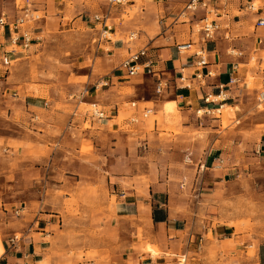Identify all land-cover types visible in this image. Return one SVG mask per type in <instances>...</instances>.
I'll list each match as a JSON object with an SVG mask.
<instances>
[{
	"label": "crops",
	"instance_id": "0c3cea01",
	"mask_svg": "<svg viewBox=\"0 0 264 264\" xmlns=\"http://www.w3.org/2000/svg\"><path fill=\"white\" fill-rule=\"evenodd\" d=\"M17 1L0 0V17L6 15L12 22L16 15L36 12L41 16L30 20L43 31L52 26L95 29L93 16L106 8L98 0ZM188 1L151 0V15L162 18L158 27L150 29L147 20H140L144 28L131 29V44L107 40L109 49L79 69L89 74L76 91L88 92L76 97L71 114L56 109L64 102L55 100L47 113L32 118L35 122L22 117V132L0 136L8 158L18 155L26 160L17 179L21 185L0 183L2 203V197L17 196L16 187L26 193L24 207H12V212H5L6 204L0 207L6 214L0 223V264H177L178 257L188 264H264V244L248 256L253 245L247 240L237 243L231 221L237 213L227 212L223 205L237 197L233 186L241 175L254 171L253 164L260 162L264 172V109H257V95L264 89V26L256 25L264 19V9L250 12L245 0H218L211 17L219 27L212 39L204 40L188 18L200 17L202 11L181 19ZM123 9L115 18L120 34L134 24H126ZM187 42L192 48L203 47L205 70L213 74L200 89L179 83L180 72L190 76L194 71L192 51L177 50ZM0 44L12 62L25 58L22 49L11 51L8 26L0 27ZM143 48L147 52L141 61L151 59L154 73L132 80L135 76H129L121 63ZM252 56L256 64L247 67ZM249 74L257 78L252 88L245 85ZM157 76L168 82L162 94L156 92ZM231 76L238 82L228 86L221 108H233L238 125L223 128L221 118L197 119L194 113L205 106L204 93H216ZM167 99L170 110L176 107L179 112L172 130H160L157 122L153 131L137 134L119 132V124L110 128L125 104H130L125 112L131 113L123 125L133 128L147 109L158 113ZM35 102L30 106L42 108L40 99ZM82 103H96L108 118L95 119L91 108L82 112ZM101 125L104 130L93 131ZM130 137L135 140L128 143ZM88 142L93 150L86 153L82 147ZM99 185L101 195L94 197Z\"/></svg>",
	"mask_w": 264,
	"mask_h": 264
},
{
	"label": "rangeland",
	"instance_id": "374dc122",
	"mask_svg": "<svg viewBox=\"0 0 264 264\" xmlns=\"http://www.w3.org/2000/svg\"><path fill=\"white\" fill-rule=\"evenodd\" d=\"M100 5L105 6V9L100 10L98 14H105L108 16V26L110 29L105 28L99 21L98 27L91 28H72L64 29L57 26L48 27L43 31L42 28L37 27L36 21L25 23L23 28L31 30L33 32L34 40L31 47L22 52L25 56L23 60L13 61L12 66L8 70H0V136H6L7 134H15L22 132L24 123L21 121L22 117H28L37 119L48 112V109L52 104H55V100H62L64 103L57 104L56 109H64L70 114L75 111V107L72 105L76 99V95L79 93L76 91L78 83L86 82L88 79V69L79 71L82 66H90L93 63V57L102 54L103 50H108L106 41H116L123 39L126 44H131L129 33L131 29L136 31L143 30L142 25L139 24L140 20H147V26L151 28L158 27L162 18H154L151 15V0H128L124 4L114 5L111 7L105 0H98ZM255 5L263 7L264 3L261 0H255ZM18 4L22 1L18 0ZM135 5H131L134 4ZM103 8V7H101ZM123 9L122 18L126 24L132 22L133 25H128L127 33L120 34L116 31V26L119 21L115 20L118 17L116 14L118 10ZM111 9L114 10L113 14ZM144 9V10H143ZM148 11L146 12V10ZM183 9V8H182ZM145 12V13H144ZM182 10L180 11L181 14ZM33 16H41L39 13L32 12ZM96 15V14H95ZM197 16L199 12L197 11ZM188 15L181 17L185 19ZM18 18V16H14ZM21 17V16H20ZM94 17V16H93ZM190 18L192 27L196 31L194 23L199 17ZM212 18V17H211ZM94 19V18H93ZM185 21V20H184ZM188 21V20H187ZM149 29V28H148ZM106 30V32L104 31ZM116 33L114 34L113 32ZM151 31V30H149ZM38 32H44L39 33ZM136 41V40H135ZM17 50H21L22 47H15ZM10 49V48H9ZM263 56V53H261ZM250 60L247 67H253L256 64L255 56ZM101 59H98L99 64ZM137 76L132 77V80H136ZM256 77L247 76V82L249 88H252L256 83ZM261 91L264 92L262 88ZM40 99L39 104L42 108L31 107L30 104H36V100ZM81 100V99H80ZM83 100V99H82ZM169 99L163 102V107L160 108L158 113L151 112L147 118L143 115L140 121L133 128L123 125V120L130 115L131 112H125L130 107V104H125L124 109L121 112L119 118L110 123V128L114 124H119V132L125 134H137L138 131H153L155 123L159 124L160 130H172L175 120L179 118V112L176 110H170V103H166ZM175 104V103H172ZM153 105L152 103L150 104ZM100 107V106H99ZM88 104H81V111L84 112L90 109ZM257 109L262 111L264 109V102L257 104ZM201 113V112H200ZM197 119L213 120L215 118L222 119V127H227L228 124L236 125L234 120V109L229 106H224L219 111L212 113H204L197 115L194 113ZM18 120V122H17ZM233 120V121H232ZM40 121L43 122V118L40 117ZM35 122V120H32ZM24 124V125H23ZM238 125V124H237ZM208 127L209 124L207 125ZM83 130V128H82ZM104 130V126L96 127L93 131ZM204 132L203 129L199 130ZM209 131V130H208ZM201 135H203L201 133ZM135 139L130 137L126 139L128 143L133 142ZM143 140V139H142ZM145 144L140 147L144 149ZM93 150L92 142H88L82 147L83 152H91ZM7 151H5V145L0 142V183L10 182L17 184V179L22 176V168L26 160H22L18 155L14 158H8ZM98 156V155H96ZM101 156V155H100ZM191 164L190 160L186 161ZM260 162L253 164L252 173H245L238 178L237 183L233 186V190L237 192V197H233L230 202L223 204L224 208L229 212L237 213L235 217H232L231 221L236 229L237 243L243 241H250L253 245L247 251L248 256L255 254V248L259 244H264V172L263 166ZM9 167V171L3 168ZM9 172V175L6 173ZM9 184V183H8ZM18 184L22 183L18 181ZM1 188V186H0ZM4 191L8 188H2ZM23 187L19 186L15 188L17 193L16 197H2L5 201H0V207L6 204L5 212H12V207L25 206L26 197L25 192H22ZM100 185L95 187L94 197H100ZM13 191V189L11 190ZM21 196V197H20ZM44 198V197H43ZM41 197V199H43ZM69 207H72L71 202H67ZM72 209V208H71ZM12 216L13 214L10 213ZM8 215V220H10ZM23 215V214H22ZM22 215H17L21 218ZM13 217V216H12ZM14 217H16L14 215ZM13 217V218H14ZM12 218V219H13ZM6 221V214L0 210V223ZM18 237H21L20 233H17ZM0 240L3 242L4 236L0 233ZM149 250H155L154 247H148ZM177 264H188L187 261H183L182 257H178Z\"/></svg>",
	"mask_w": 264,
	"mask_h": 264
},
{
	"label": "built area",
	"instance_id": "2783aa9c",
	"mask_svg": "<svg viewBox=\"0 0 264 264\" xmlns=\"http://www.w3.org/2000/svg\"><path fill=\"white\" fill-rule=\"evenodd\" d=\"M108 5L113 7L114 5H120L126 3L128 0H105ZM218 0H189L183 7L181 15L186 16L189 13L195 14L197 11H202L203 15L200 16L194 26L197 28L196 32H201L203 34L204 40L212 39L214 32L218 29V24L211 18L213 12L214 4ZM255 0H245L244 8L250 12H257L259 10L258 6L255 5ZM94 20L99 21L103 24L105 28L110 29L108 26V16L105 14H96L94 15ZM36 20L38 16H33L30 12H26L23 16L16 18L12 22H8L7 16L2 15L0 17V27L8 26L9 29V43L12 47L11 51H16L17 46L22 47L23 51L28 50L34 40L33 32L28 29H24L23 26L27 20ZM257 26H264V19L260 18L256 21ZM106 32V30H104ZM192 42L182 43L177 45V50L180 52L191 50L192 55L195 57L193 66L194 71L189 76L185 72H180L179 74V83L182 87L187 89H200L206 84V78L213 76L212 72L205 70L206 65L208 64L207 54L203 47L198 46L192 48ZM1 45V44H0ZM147 52L146 48H143L137 52L131 54L126 60L121 63V68L126 71L129 76H136L139 74H153V65L154 62L151 59L146 61H141V57L145 56ZM236 55H241V52H238ZM12 66V59L8 55L6 50L0 51V70H8ZM236 68V67H235ZM1 76V75H0ZM158 81L156 83V92L162 94L164 90L168 87V82L161 80L158 76ZM238 78L231 76L228 79V82L225 84H219L217 87L216 93H204L203 101L205 106L198 108L196 114L212 113L214 111H219L223 106V103L227 99V88L230 85L236 84ZM88 92L87 88L79 93L77 96L85 94ZM81 99V98H80ZM257 102H264V92L260 91L257 95ZM212 104L211 106H209ZM153 109H147L143 113V117L147 118ZM201 112V113H200ZM90 115L95 119L103 120L108 118V115L105 110H103L96 103L91 104ZM132 122H138L139 119L132 118ZM17 239V236L14 237ZM13 239V240H14Z\"/></svg>",
	"mask_w": 264,
	"mask_h": 264
},
{
	"label": "bare ground",
	"instance_id": "6f19581e",
	"mask_svg": "<svg viewBox=\"0 0 264 264\" xmlns=\"http://www.w3.org/2000/svg\"><path fill=\"white\" fill-rule=\"evenodd\" d=\"M173 105V104H172Z\"/></svg>",
	"mask_w": 264,
	"mask_h": 264
}]
</instances>
